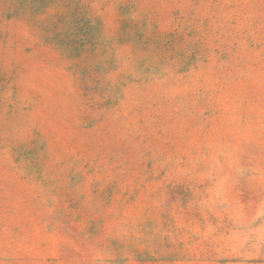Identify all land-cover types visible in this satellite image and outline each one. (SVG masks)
<instances>
[{
  "label": "rangeland",
  "instance_id": "1",
  "mask_svg": "<svg viewBox=\"0 0 264 264\" xmlns=\"http://www.w3.org/2000/svg\"><path fill=\"white\" fill-rule=\"evenodd\" d=\"M0 264H264V0H0Z\"/></svg>",
  "mask_w": 264,
  "mask_h": 264
}]
</instances>
